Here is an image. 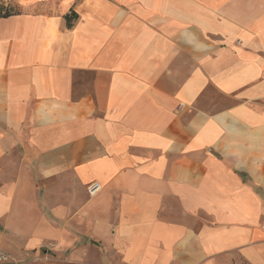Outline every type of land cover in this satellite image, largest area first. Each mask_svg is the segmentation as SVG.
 Wrapping results in <instances>:
<instances>
[{"label":"crops","instance_id":"1","mask_svg":"<svg viewBox=\"0 0 264 264\" xmlns=\"http://www.w3.org/2000/svg\"><path fill=\"white\" fill-rule=\"evenodd\" d=\"M37 4L0 20L1 264H264V0Z\"/></svg>","mask_w":264,"mask_h":264},{"label":"rangeland","instance_id":"2","mask_svg":"<svg viewBox=\"0 0 264 264\" xmlns=\"http://www.w3.org/2000/svg\"><path fill=\"white\" fill-rule=\"evenodd\" d=\"M0 7L20 15H34L43 12L41 6L37 4V0H0ZM47 247V250L53 248L52 245Z\"/></svg>","mask_w":264,"mask_h":264},{"label":"trees","instance_id":"3","mask_svg":"<svg viewBox=\"0 0 264 264\" xmlns=\"http://www.w3.org/2000/svg\"><path fill=\"white\" fill-rule=\"evenodd\" d=\"M19 15V13L12 12L9 9H4L3 7H0V20L1 19H8L12 16ZM67 27L71 28L73 26V23L78 19V16L74 12H70L64 17Z\"/></svg>","mask_w":264,"mask_h":264},{"label":"built area","instance_id":"4","mask_svg":"<svg viewBox=\"0 0 264 264\" xmlns=\"http://www.w3.org/2000/svg\"><path fill=\"white\" fill-rule=\"evenodd\" d=\"M102 191V187L98 183H93L88 187V192L90 196L95 197ZM7 261V256L0 251V264Z\"/></svg>","mask_w":264,"mask_h":264}]
</instances>
